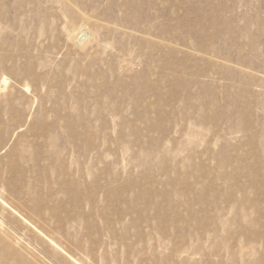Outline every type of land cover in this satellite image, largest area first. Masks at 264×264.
<instances>
[{
  "label": "rangeland",
  "instance_id": "rangeland-1",
  "mask_svg": "<svg viewBox=\"0 0 264 264\" xmlns=\"http://www.w3.org/2000/svg\"><path fill=\"white\" fill-rule=\"evenodd\" d=\"M0 264H264V0H0Z\"/></svg>",
  "mask_w": 264,
  "mask_h": 264
},
{
  "label": "bare ground",
  "instance_id": "bare-ground-1",
  "mask_svg": "<svg viewBox=\"0 0 264 264\" xmlns=\"http://www.w3.org/2000/svg\"><path fill=\"white\" fill-rule=\"evenodd\" d=\"M74 31H76V30H74ZM71 32H68V35H67V37H71V34H70ZM85 40V39H84ZM87 40V39H86ZM84 42V41H83ZM3 79H2V83H6L7 82V79L6 78H4V77H2Z\"/></svg>",
  "mask_w": 264,
  "mask_h": 264
},
{
  "label": "built area",
  "instance_id": "built-area-1",
  "mask_svg": "<svg viewBox=\"0 0 264 264\" xmlns=\"http://www.w3.org/2000/svg\"><path fill=\"white\" fill-rule=\"evenodd\" d=\"M84 36H85V34L83 33L80 37H81V39H83L84 38Z\"/></svg>",
  "mask_w": 264,
  "mask_h": 264
}]
</instances>
